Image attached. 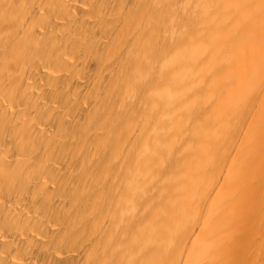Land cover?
I'll list each match as a JSON object with an SVG mask.
<instances>
[{
	"label": "bare ground",
	"instance_id": "1",
	"mask_svg": "<svg viewBox=\"0 0 264 264\" xmlns=\"http://www.w3.org/2000/svg\"><path fill=\"white\" fill-rule=\"evenodd\" d=\"M0 264H264V0H0Z\"/></svg>",
	"mask_w": 264,
	"mask_h": 264
}]
</instances>
